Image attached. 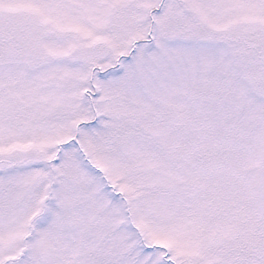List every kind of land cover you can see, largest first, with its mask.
I'll list each match as a JSON object with an SVG mask.
<instances>
[{"label":"snow or ice","instance_id":"1","mask_svg":"<svg viewBox=\"0 0 264 264\" xmlns=\"http://www.w3.org/2000/svg\"><path fill=\"white\" fill-rule=\"evenodd\" d=\"M0 264H264V0H0Z\"/></svg>","mask_w":264,"mask_h":264}]
</instances>
